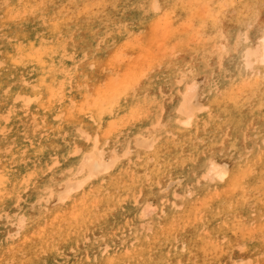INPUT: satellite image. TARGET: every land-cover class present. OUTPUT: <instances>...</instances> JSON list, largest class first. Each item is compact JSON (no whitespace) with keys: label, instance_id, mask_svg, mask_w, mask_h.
Returning <instances> with one entry per match:
<instances>
[{"label":"bare ground","instance_id":"6f19581e","mask_svg":"<svg viewBox=\"0 0 264 264\" xmlns=\"http://www.w3.org/2000/svg\"><path fill=\"white\" fill-rule=\"evenodd\" d=\"M188 1L0 0V264L254 263L225 249L264 245V0H212L191 46Z\"/></svg>","mask_w":264,"mask_h":264},{"label":"rangeland","instance_id":"374dc122","mask_svg":"<svg viewBox=\"0 0 264 264\" xmlns=\"http://www.w3.org/2000/svg\"><path fill=\"white\" fill-rule=\"evenodd\" d=\"M58 2H65L66 0H57ZM186 1H188V0H186ZM190 1V3H188ZM188 2H187V4L189 5V6H191V7H189L188 5H187V7H188V9H187V11L186 12H178L177 13V18H176V20H174V18H173V22L175 23V25L177 26V28H178V30H180L179 32H181V34H183V38H184V42H185V44L186 45H189V46H191V45H193L194 43H196L197 41H198V39H199V36H200V33H201V31H202V25L200 24V23H198L197 22V20H198V18H200V17H203L206 13H207V11L211 8V6H212V0H192V2H191V0H189ZM205 1V2H204ZM197 2V3H196ZM202 3V4H201ZM204 3V4H203ZM68 7H69V10H71V8H70V4H68V3H65ZM193 4V5H192ZM206 4V5H205ZM70 5V6H69ZM209 8V9H208ZM189 9H190V12H189ZM204 10V11H203ZM227 12H226V15H227V17H228V20H231L235 15H236V10H235V8L234 7H230V8H228L227 10H226ZM232 11V12H231ZM199 12V13H198ZM205 13V14H204ZM196 15V16H192V15ZM204 14V15H203ZM189 15V16H188ZM190 15L192 16V17H190ZM203 15V16H202ZM189 17L188 19H190L189 21L191 22H189V21H185V20H188V19H186V17ZM196 17V18H195ZM198 17V18H197ZM182 23H184L185 25H186V27H188V29H189V27H192V29L190 28L189 30L191 31V30H193L192 32V34L190 35L188 32H189V30L188 29H186V27H185V25L184 24H182ZM190 23V24H189ZM192 24V25H191ZM198 24V25H197ZM199 24H200V26H199ZM179 25V26H178ZM148 27V26H147ZM181 27H183V28H181ZM195 27H198V29L197 28H195ZM199 27H200V29H199ZM194 28H195V30H194ZM199 30V31H197V30ZM165 30H167V28H165ZM183 32H182V31ZM185 30V31H184ZM145 31H147V32H145ZM162 32H164V29H162L161 30V33L159 34V36H161L163 33ZM198 32V33H197ZM140 34H138V39H137V41H135V44H137L138 46H141V47H145L146 46V44L148 43V41H149V33H148V30H147V28H143V29H141V31L139 32ZM142 33V34H141ZM186 33V34H185ZM188 33V34H187ZM196 34V35H195ZM188 35H190V37L188 36ZM158 36V34H157V37H159ZM188 37V39L187 40H189L190 42H188L187 40H186V38ZM146 38V39H145ZM138 40L140 41V42H138ZM172 43H171V42ZM192 41V42H191ZM144 42V43H143ZM173 42H176L175 40H172L171 39V37H170V39H169V44L170 45H172L173 44ZM146 43V44H145ZM159 43H160V41L158 42H155V43H153L154 44V51H155V53L156 54H158L159 55V57L160 58H163V56L165 55V53L163 52L164 51V49H161V48H164V47H161L160 45H159ZM175 44V43H174ZM116 47H115V45L113 46H108V47H104V48H102L101 50H100V52L97 54V57H98V59L99 58H101L103 61L104 60H106V59H108V58H110V55H111V52L115 49ZM163 50V51H162ZM162 51V52H161ZM175 54V58H177L178 57V52H174ZM131 55V56H130ZM135 56H136V54L134 55V54H132L131 53V51H128V54L125 56V59L124 60H122L121 62H119L117 65V67L119 68V71H122V70H124V68L126 67V65H127V63L129 62V61H131V59H134L135 58ZM129 59H128V58ZM142 57L143 56H140V57H138L139 58V60L140 59H142ZM189 59V58H188ZM126 64V65H123V64ZM122 64V65H121ZM122 66V67H121ZM116 68V67H115ZM122 68V69H121ZM88 73H90V74H94V70L92 69V70H88L87 71ZM113 72V70H109L108 71V74H110V73H112ZM108 74H105L104 75V78L102 77L101 79H99V80H97V78L96 79H93V80H90L91 78H89V77H87L86 79H89L91 82V85L93 84L94 85V83L96 84V81H103L105 78H106V75H108ZM93 78V77H92ZM165 78H166V76L164 77V76H159V74H154V76L152 77V82L153 83H160V81L162 82L163 80H165ZM154 79V80H153ZM97 82V83H98ZM248 91H246V95H248ZM9 132H13V128L12 129H9L8 130ZM27 130H25L24 129V131L21 133V137H23V139H24V142L25 143H27L28 144V142H30L29 140H28V138H29V136H28V134H27V132H26ZM3 154H4V151H3ZM35 162L32 160V161H29V162H25L24 163V166L26 167L27 165H30L34 170H36V167L35 166H37V163H35ZM15 167H16V165H12V168H14V171L17 173L18 171H17V169H15ZM65 170H67V168L65 169ZM64 170V173H63V175H62V177H64V178H66V176H68V174H69V171H65ZM18 174H20V173H18ZM6 191H8V192H6ZM13 190H11V191H9V190H5V191H3L2 193H1V199H5V198H7V196H8V194H9V192H12ZM6 192V193H5ZM5 194V195H4ZM4 197V198H3ZM197 203H199L200 204V202L199 201H197ZM74 204V203H73ZM75 205V204H74ZM70 206H72V205H70ZM70 206H69V208H70ZM201 206V205H200ZM3 210V209H2ZM18 211V209L16 210V212ZM54 215H55V213H53V214H51L50 215V219H49V221L47 222V226L48 227H51V229H53L54 230V227H59V225H58V223H59V221L61 222V223H65L64 225H66V221L68 220V219H65L66 218V216L64 215V214H61V216L59 217V219L58 220H53V218H54ZM65 220V221H64ZM264 221V220H263ZM54 222V223H53ZM173 227H177V226H180V222L178 223V221H173ZM50 224H54V226L53 225H50ZM252 229L253 230H255V225L253 226L252 225ZM150 234H152L151 233V231H148V230H146V231H142L139 235H138V237L139 236H147V235H150ZM257 235L256 234H253V239H252V244H254L255 245V243L257 242V237H256ZM35 239H36V241L38 240L37 239V237H35ZM134 239H137V237H135ZM133 240V239H132ZM120 243H122V244H124V243H126V241L125 240H121L120 241ZM27 243H25V245H26ZM238 244H236L234 247H232V248H226L225 249V254L227 255V257H229V258H238L239 256H242L243 254L245 255V254H249V255H252V256H254V263L253 264H263L264 263V245H263V247H256V249H254V250H249V249H247L246 247L244 248V249H239L238 247ZM262 249V250H261ZM15 252H14V254H16V255H21V252L20 251H18V250H14ZM245 251V252H244ZM248 251V252H247ZM244 252V253H243ZM252 252V253H251ZM23 254H26V252H22ZM238 253V254H237ZM241 253V254H240ZM258 253V254H257ZM42 258H43V261H44V263H45V261H46V258H47V254H46V252H42ZM75 257H76V253H72V252H69L65 257H62V258H55L54 260H53V262L51 263V264H69L70 263V261H72V260H74L75 259ZM197 256L196 255H193L192 256V259H191V262H190V264H196V263H198V257L196 258ZM257 258V259H256ZM197 260V261H196ZM233 260V259H232ZM256 261V262H255ZM231 262V261H230ZM14 262L12 261V264H13ZM91 264H99L97 261H95V262H92Z\"/></svg>","mask_w":264,"mask_h":264},{"label":"snow or ice","instance_id":"6c2138e0","mask_svg":"<svg viewBox=\"0 0 264 264\" xmlns=\"http://www.w3.org/2000/svg\"><path fill=\"white\" fill-rule=\"evenodd\" d=\"M153 7H157V6L153 5ZM260 44H261V50L264 51V39L261 40ZM262 62H264V60H262Z\"/></svg>","mask_w":264,"mask_h":264}]
</instances>
